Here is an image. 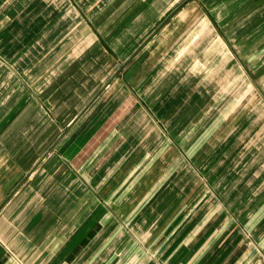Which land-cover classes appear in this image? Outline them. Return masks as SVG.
Instances as JSON below:
<instances>
[{
  "label": "crops",
  "instance_id": "crops-1",
  "mask_svg": "<svg viewBox=\"0 0 264 264\" xmlns=\"http://www.w3.org/2000/svg\"><path fill=\"white\" fill-rule=\"evenodd\" d=\"M0 264H264V0H0Z\"/></svg>",
  "mask_w": 264,
  "mask_h": 264
},
{
  "label": "rangeland",
  "instance_id": "rangeland-1",
  "mask_svg": "<svg viewBox=\"0 0 264 264\" xmlns=\"http://www.w3.org/2000/svg\"><path fill=\"white\" fill-rule=\"evenodd\" d=\"M186 1H188V2H191V1H194V0H186ZM248 76V75H247ZM223 77V76H222ZM233 77V79H234V76H232ZM252 77H254V79L256 80V81H259L258 79H259V76H257V75H253ZM248 78H249V76H248ZM258 92V91H257ZM223 93V92H222ZM229 93V92H228ZM232 94H230V97L231 96H233L234 98H236V99H238L240 96H241V91H234V92H231ZM259 93V95H261V93L260 92H258Z\"/></svg>",
  "mask_w": 264,
  "mask_h": 264
}]
</instances>
